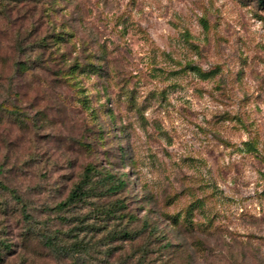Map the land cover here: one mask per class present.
<instances>
[{
    "label": "rangeland",
    "instance_id": "rangeland-1",
    "mask_svg": "<svg viewBox=\"0 0 264 264\" xmlns=\"http://www.w3.org/2000/svg\"><path fill=\"white\" fill-rule=\"evenodd\" d=\"M0 264H264V0H0Z\"/></svg>",
    "mask_w": 264,
    "mask_h": 264
},
{
    "label": "trees",
    "instance_id": "trees-1",
    "mask_svg": "<svg viewBox=\"0 0 264 264\" xmlns=\"http://www.w3.org/2000/svg\"><path fill=\"white\" fill-rule=\"evenodd\" d=\"M81 192H82V189H81V186H78L69 196H68V198L65 200V201H63V202H61V203H59L58 204V206H62V207H64V206H67L70 202H74L75 200H77L78 198H80L81 196H82V194H81Z\"/></svg>",
    "mask_w": 264,
    "mask_h": 264
}]
</instances>
